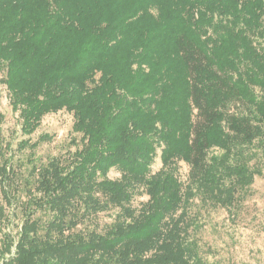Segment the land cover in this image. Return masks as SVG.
Returning <instances> with one entry per match:
<instances>
[{"label":"trees","instance_id":"obj_1","mask_svg":"<svg viewBox=\"0 0 264 264\" xmlns=\"http://www.w3.org/2000/svg\"><path fill=\"white\" fill-rule=\"evenodd\" d=\"M0 64L26 137L4 145L0 112V223L22 219L0 264H206L194 200L231 210L264 177V0H0ZM61 111L80 143L38 164Z\"/></svg>","mask_w":264,"mask_h":264},{"label":"rangeland","instance_id":"obj_2","mask_svg":"<svg viewBox=\"0 0 264 264\" xmlns=\"http://www.w3.org/2000/svg\"><path fill=\"white\" fill-rule=\"evenodd\" d=\"M5 74L6 68L0 64V112L4 116L2 134L4 145L10 143L16 150L17 144L26 137L21 133L19 115L13 112L10 105L8 90L3 83ZM73 125V115L67 111L50 114L43 119L32 141H37L41 134L50 135L52 140L42 143L36 150L38 164H47L76 150L81 136L73 132ZM16 156L23 154L16 153ZM159 156L160 150L152 166L153 173L162 166ZM255 163L264 169V157L260 156L252 162ZM179 168V178L186 183L190 168L185 163H180ZM109 176L118 179L120 173L112 170ZM148 198L146 194L136 197L133 206L139 209ZM2 202L0 190V205ZM115 214L114 209L100 213L88 223V228L104 232L114 222ZM190 216H194L195 222L191 235L199 243L206 264H264V177H256L235 208L227 210L207 205L197 197L190 209ZM11 220L10 223L5 222L4 226L0 223V245L2 233H11L14 237L18 235L22 219L17 216Z\"/></svg>","mask_w":264,"mask_h":264}]
</instances>
